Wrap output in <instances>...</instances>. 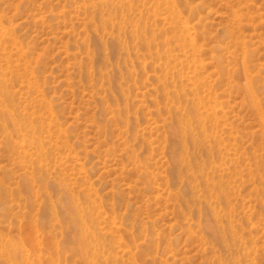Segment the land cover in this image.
Wrapping results in <instances>:
<instances>
[{
  "label": "rangeland",
  "instance_id": "obj_1",
  "mask_svg": "<svg viewBox=\"0 0 264 264\" xmlns=\"http://www.w3.org/2000/svg\"><path fill=\"white\" fill-rule=\"evenodd\" d=\"M0 264H264V0H0Z\"/></svg>",
  "mask_w": 264,
  "mask_h": 264
},
{
  "label": "bare ground",
  "instance_id": "obj_2",
  "mask_svg": "<svg viewBox=\"0 0 264 264\" xmlns=\"http://www.w3.org/2000/svg\"><path fill=\"white\" fill-rule=\"evenodd\" d=\"M249 92H250V97H251V102L252 101H254L255 102V98H254V96L252 95V92L249 90ZM253 96V97H252ZM253 103V102H252ZM12 246H10V247H8V248H2V249H5V251H7V253L9 252V254H13V253H15L16 252V250L15 249H13V248H11Z\"/></svg>",
  "mask_w": 264,
  "mask_h": 264
}]
</instances>
